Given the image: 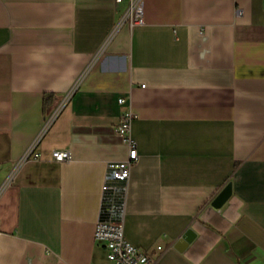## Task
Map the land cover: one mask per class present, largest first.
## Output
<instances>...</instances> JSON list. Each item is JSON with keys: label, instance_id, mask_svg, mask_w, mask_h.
<instances>
[{"label": "crops", "instance_id": "crops-1", "mask_svg": "<svg viewBox=\"0 0 264 264\" xmlns=\"http://www.w3.org/2000/svg\"><path fill=\"white\" fill-rule=\"evenodd\" d=\"M144 2L117 27L127 0H0V264H110L94 234L118 191L158 264H264V0ZM128 111L138 159L105 191Z\"/></svg>", "mask_w": 264, "mask_h": 264}, {"label": "built area", "instance_id": "built-area-1", "mask_svg": "<svg viewBox=\"0 0 264 264\" xmlns=\"http://www.w3.org/2000/svg\"><path fill=\"white\" fill-rule=\"evenodd\" d=\"M115 3H121L125 0H114ZM129 7L125 14L119 20L117 27L125 21H129L131 25H138L144 22V0H127ZM73 87L65 96L62 104L56 109L55 113L48 119L43 126L42 130L30 144L22 158L19 160L18 165L29 158L40 159L39 152L36 151L38 143L42 138L47 127L53 121L57 112L67 102L70 94L73 92ZM120 103L124 102V99L119 100ZM133 120V113L125 112L118 121L116 130L122 141L127 144L129 148L127 159L115 163L108 171L104 189L105 191L113 188L112 182L114 180L125 182L130 176V170L132 165L138 159L137 142L132 136L131 123ZM71 152L69 149H54L52 151V158L57 162H66L71 159ZM95 239L102 243L106 249L107 259L110 264H158V258H153L143 248L137 247L130 243L124 236L122 218L117 221H109L100 218L95 228ZM157 250L162 252L163 247L157 246Z\"/></svg>", "mask_w": 264, "mask_h": 264}, {"label": "trees", "instance_id": "trees-1", "mask_svg": "<svg viewBox=\"0 0 264 264\" xmlns=\"http://www.w3.org/2000/svg\"><path fill=\"white\" fill-rule=\"evenodd\" d=\"M53 93H45L44 108L49 107L54 101ZM122 192H113L111 195L104 197V203L101 218L109 221H117L121 218L123 197Z\"/></svg>", "mask_w": 264, "mask_h": 264}, {"label": "water", "instance_id": "water-1", "mask_svg": "<svg viewBox=\"0 0 264 264\" xmlns=\"http://www.w3.org/2000/svg\"><path fill=\"white\" fill-rule=\"evenodd\" d=\"M232 195V182H229L214 198L212 201V206L215 208H221L223 204ZM195 237V232L192 228H188L182 236L177 240L175 246L181 249V247L189 242Z\"/></svg>", "mask_w": 264, "mask_h": 264}]
</instances>
